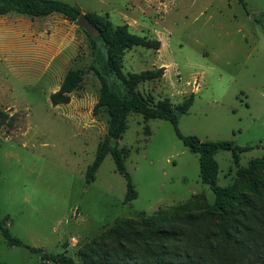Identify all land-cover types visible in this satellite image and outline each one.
Segmentation results:
<instances>
[{"label":"rangeland","instance_id":"374dc122","mask_svg":"<svg viewBox=\"0 0 264 264\" xmlns=\"http://www.w3.org/2000/svg\"><path fill=\"white\" fill-rule=\"evenodd\" d=\"M129 31L159 48L122 51L124 74L163 67L136 89L153 102H191L177 120L182 136L248 146L239 165L264 157V0H62ZM244 4V6H243ZM84 30L63 15L0 16V220L11 236L73 264L95 260L92 242L120 217L141 218L182 205L198 212L213 201L199 178L197 153L169 120L128 115L117 147L137 197L124 203L126 179L107 154L87 180L108 114L93 112L100 88ZM81 80L64 103L52 105L68 70ZM123 153V154H124ZM216 183L234 182L229 150H218ZM104 250H106L104 248ZM81 253L90 255L84 259ZM0 264H54L24 246H11L0 230ZM264 264V263H260Z\"/></svg>","mask_w":264,"mask_h":264},{"label":"trees","instance_id":"16d2710c","mask_svg":"<svg viewBox=\"0 0 264 264\" xmlns=\"http://www.w3.org/2000/svg\"><path fill=\"white\" fill-rule=\"evenodd\" d=\"M242 3V0H239ZM244 6V4H243ZM11 13L30 16H46L58 13L75 22L81 14L78 7L62 0H0V16ZM97 27L98 33L90 36L91 68L100 88L93 112L104 110L108 114L107 133L97 146L96 155L87 170V180L104 157L111 155L116 170L126 179L124 203L137 197V192L124 167L127 153L117 147L126 128L128 115H142L144 120L157 118L169 120L177 136L192 152L197 153L199 178L209 185L213 201L206 203L198 212L186 211L182 205L158 209L141 218L120 217L113 225L92 242L94 246L111 245L97 252L95 260L87 264H260L264 263V157L250 160L247 166L239 165V153L248 146L234 145L231 141L201 140L194 135L182 136L177 130V120L187 112L191 102L173 106L168 99L153 102L136 87L143 82L157 79L163 67L124 74L120 55L133 46L159 48L158 40H149L129 31L126 23L113 26L109 21L94 14H85ZM264 31V14L258 20ZM78 70H68L57 91L50 94L52 105L67 101L80 83ZM10 116L0 109V128ZM229 150L236 167L234 182L222 187L216 183L218 163L214 154ZM124 153V154H123ZM0 230L11 246H24L38 254L43 261L54 264H73L72 256L64 252L48 253L40 248L27 246L11 236L0 220ZM104 248L106 250H104ZM90 259L87 253H81ZM87 261V260H86Z\"/></svg>","mask_w":264,"mask_h":264},{"label":"water","instance_id":"95a60500","mask_svg":"<svg viewBox=\"0 0 264 264\" xmlns=\"http://www.w3.org/2000/svg\"><path fill=\"white\" fill-rule=\"evenodd\" d=\"M75 24L81 27L88 35L95 36L98 33L97 27L89 20V18L81 13L75 20Z\"/></svg>","mask_w":264,"mask_h":264}]
</instances>
